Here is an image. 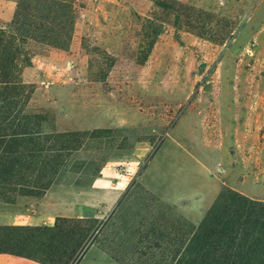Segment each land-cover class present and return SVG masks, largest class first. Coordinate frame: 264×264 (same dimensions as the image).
I'll use <instances>...</instances> for the list:
<instances>
[{
	"label": "rangeland",
	"instance_id": "1",
	"mask_svg": "<svg viewBox=\"0 0 264 264\" xmlns=\"http://www.w3.org/2000/svg\"><path fill=\"white\" fill-rule=\"evenodd\" d=\"M260 229L264 0H0V260L264 264Z\"/></svg>",
	"mask_w": 264,
	"mask_h": 264
},
{
	"label": "trees",
	"instance_id": "2",
	"mask_svg": "<svg viewBox=\"0 0 264 264\" xmlns=\"http://www.w3.org/2000/svg\"><path fill=\"white\" fill-rule=\"evenodd\" d=\"M260 230L261 231L259 233L257 231L255 235H252L250 233H248V234L243 233V234H241V237L238 240H240V239L243 240L242 244L244 243V245L249 249L250 253L257 252L259 255L260 254L264 255V229H260ZM200 231L201 230H199L197 228L196 229V234L194 235V241L196 242V245L198 246V248H201V247H199L200 242H197V239H198V241L201 240ZM219 238H220V236H219ZM230 240L234 241L236 239L234 237H231ZM237 243H239V242H237ZM193 246H195V244ZM192 248H194V247H192ZM195 248H196V246H195ZM240 250L243 251L244 249L240 248ZM195 257L198 260V264H204L203 261L205 259L203 258V254L202 253H196L195 252L194 253V258ZM226 262H227V260L224 261V264H226ZM231 263H233V261H231Z\"/></svg>",
	"mask_w": 264,
	"mask_h": 264
},
{
	"label": "crops",
	"instance_id": "3",
	"mask_svg": "<svg viewBox=\"0 0 264 264\" xmlns=\"http://www.w3.org/2000/svg\"><path fill=\"white\" fill-rule=\"evenodd\" d=\"M2 260H4V261L2 262ZM0 264H12V263H10V262L8 261V259H1V260H0Z\"/></svg>",
	"mask_w": 264,
	"mask_h": 264
}]
</instances>
